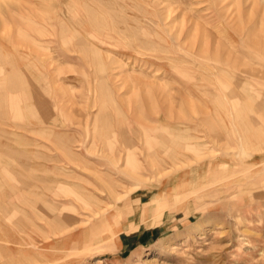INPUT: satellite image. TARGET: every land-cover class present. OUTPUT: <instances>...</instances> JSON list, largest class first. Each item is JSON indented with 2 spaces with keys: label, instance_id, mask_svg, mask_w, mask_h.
Returning a JSON list of instances; mask_svg holds the SVG:
<instances>
[{
  "label": "rangeland",
  "instance_id": "1",
  "mask_svg": "<svg viewBox=\"0 0 264 264\" xmlns=\"http://www.w3.org/2000/svg\"><path fill=\"white\" fill-rule=\"evenodd\" d=\"M118 1L139 16L137 29L118 28L112 9L98 18L110 27L91 25L89 0H0V79L17 74L25 81L2 88L9 104L22 108L0 106V264L6 253L24 260L38 254L27 264L58 254L59 264H264V75L245 73L249 66L264 71V57L249 48L264 49V0ZM190 83L200 93L188 90ZM124 93L131 108L157 112L161 103L182 120L156 132L143 121L139 155L147 153L150 168L136 169L158 217L142 222L160 223L165 214L173 220L158 239L121 254L116 238L127 220H110L115 210L101 208V198L66 184L86 179L61 160L57 135L69 142V131L89 126L93 108L121 106ZM240 144L252 155L241 157ZM59 215L75 219L52 236L44 219ZM76 232L83 234L76 247L42 244Z\"/></svg>",
  "mask_w": 264,
  "mask_h": 264
},
{
  "label": "crops",
  "instance_id": "2",
  "mask_svg": "<svg viewBox=\"0 0 264 264\" xmlns=\"http://www.w3.org/2000/svg\"><path fill=\"white\" fill-rule=\"evenodd\" d=\"M186 88L200 93V89L196 88L192 83L188 87L186 86ZM107 96H109L108 92L104 95V98H107ZM118 96L123 97L125 103H122L121 106L120 103L117 104L118 106L109 104V106H104L106 104H102L100 106L104 107H100L99 109L93 108L91 112L94 113V116H92L89 126L86 128L77 127L69 131V133L67 132L70 141L65 140L64 143L60 141V146L64 154H61V160L70 162V171L76 174V178L78 175H81L86 179L83 185L77 184V182L75 183L72 180L69 183L66 182V184L74 191H77V187L80 186L84 188L81 190V193L91 192L101 198L105 203L101 208L115 210L112 212L110 220H127L123 221V223L121 222L123 229L118 232L119 239L118 237L116 238L118 252L122 254L132 249H140L153 240L158 239L168 229L169 222H166V220H173L165 214L160 219L163 220L160 223L146 225V222H142L148 219L153 220V216L158 217L156 213L155 215L153 213L144 214L145 205L152 202L153 192L148 189L147 182L141 177L140 168L136 169L140 163L145 164L148 169L150 168L149 159L146 157L147 153L144 152V157L139 155V150H142V148L138 143V138L143 136V130L141 129L143 124H145L143 121L148 122L147 129L151 130V128H155L153 131L156 132V130L164 126H167L170 130L177 129L179 127V120L182 119L178 116L175 118L169 116L167 114L168 111L161 103L157 105V112L152 107V109L145 107V110H143V107L139 108L138 104L134 105V108H131L126 103L128 101L126 93ZM97 114L99 115L96 116ZM95 118H97L96 121ZM199 120H202V118H198ZM85 129H88V131ZM58 136L62 138L61 135ZM75 142L76 144L74 145ZM143 143L145 145L144 139ZM68 204L73 209L77 208V205L72 201L68 202ZM119 210L120 212L128 210V214L125 213L124 216L119 218V215H121L119 214ZM74 219V216L65 215L61 217L59 215L44 220L50 225V234L53 236L54 233L52 231L56 230L57 233L55 234L62 232L60 231L63 229L61 225L65 220ZM135 222L139 223L136 230L127 231L125 229ZM39 226L42 227L39 228L40 230H45L42 224H39ZM82 236V233L77 232L69 235L72 238L71 248L77 246L76 241ZM69 237H65V239ZM57 239L60 240L62 238H55L53 244L44 240L42 244L46 245V248L55 247L53 245ZM42 244H39L40 248H43Z\"/></svg>",
  "mask_w": 264,
  "mask_h": 264
},
{
  "label": "bare ground",
  "instance_id": "3",
  "mask_svg": "<svg viewBox=\"0 0 264 264\" xmlns=\"http://www.w3.org/2000/svg\"><path fill=\"white\" fill-rule=\"evenodd\" d=\"M146 1V0H145ZM148 1H152V4L154 5V3H153V0H148ZM155 1V0H154ZM158 1V0H157ZM165 1V0H164ZM164 1H162V2H164ZM84 2V1H83ZM148 3V2H147ZM155 3H156V1H155ZM82 4V3H81ZM149 4V3H148ZM157 4V3H156ZM159 4H161V3H159L158 2V6H159ZM53 4H51V6H52ZM80 5V4H79ZM83 5V4H82ZM132 5V4H131ZM83 6H85V5H83ZM87 6V5H86ZM141 7V6H140ZM155 7V9H157L156 8V6H154ZM153 7V8H154ZM167 7V6H166ZM85 9H86V7H84ZM146 8V7H145ZM164 8V7H163ZM112 9V10H111ZM111 10V12H113V13H117L116 15H119L120 16V19L119 20H115L114 22H115V24H117L116 26L118 27V28H120L121 30H124V32H126L125 31V27H126V29H132V28H135V29H137V27L136 26H134L135 24H136V22H137V19L139 18V16H136V14H134V16L133 15H131V13H133L132 11H130V10H128L127 8H126V6L123 4V3H121V2H119L118 0H107V3H105L103 0H89V9H88V11H89V16H90V21H92V23H91V25H96L98 28H101V29H103V25H105V26H107V27H110L111 26V24H109V22L105 19L104 21H102L101 22V26H99V22L101 21H99V17L100 16H102V15H105V14H102L103 12H107L106 14H108V13H111V12H108V11H110ZM170 10V9H169ZM168 10V11H169ZM161 11V10H160ZM156 12V11H155ZM161 12H164L163 13V17H165L166 18V16H168L166 13V11H161ZM1 13H3V12H1ZM158 13V12H157ZM160 14V13H159ZM165 14H166V16H165ZM170 14V13H169ZM111 16H113V15H111ZM146 16V15H145ZM161 16V15H160ZM99 18V19H98ZM164 18V19H165ZM0 19H1V17H0ZM133 21V23L134 24H131V22ZM140 21H141V19H140ZM0 24H1V22H0ZM123 24H125V27L124 28H122L123 27ZM165 24V23H164ZM128 26V27H127ZM132 26V27H131ZM131 27V28H130ZM172 27V26H171ZM147 28V27H146ZM112 29H114L113 27H112ZM143 30H146V29H144V27H143ZM150 31V30H149ZM20 32V31H19ZM104 34V33H103ZM148 35V34H147ZM95 36V35H94ZM97 36H95V38H96ZM129 37V36H128ZM133 37V36H132ZM82 38V37H81ZM98 38V37H97ZM77 40L79 39L78 37L76 38ZM133 39V38H132ZM82 40H83V38H82ZM102 41H103V39H102ZM148 40H146V42H147ZM74 42V41H73ZM80 42V41H79ZM258 42L259 43H261V42H264V40H263V38H260L259 37V39H258ZM150 43V42H149ZM148 43V44H149ZM130 44V43H129ZM143 44H145V42L143 41V40H140V42H139V46H142ZM129 46V45H128ZM132 48V47H131ZM250 49H251V51L253 52V53H258V54H261L263 57H264V49H259V48H255L254 46H252V45H250V47H249ZM3 49V48H2ZM138 49V48H137ZM139 50V49H138ZM137 50V51H138ZM255 50H256V52H255ZM0 53H1V51H0ZM139 54V53H138ZM108 55V54H107ZM106 55V56H107ZM110 57V56H109ZM112 57V56H111ZM96 59V58H95ZM108 59V58H107ZM110 60H111V58H110ZM109 61V60H108ZM106 62H107V60H106ZM114 62V61H113ZM96 64H98L100 67H101V69L102 70H105V66L103 65V64H105V62L103 61V59L100 57L97 61H96ZM115 65V64H114ZM113 66V65H112ZM111 66V67H112ZM115 66H117V65H115ZM119 67H121V66H119ZM119 67H116V68H119ZM254 68V69H253ZM258 69L259 68H257L256 70H255V67H251V66H249V67H247L246 68V70H245V73H248V74H251V75H253V76H257L256 74H263L264 75V71H258ZM113 70H115V68L113 69L112 68V73H113ZM117 70V69H116ZM115 70V72H114V74L116 75V72L117 71H119V70H117L116 71ZM122 71V70H121ZM119 73V72H118ZM98 74V73H97ZM5 76H6V74H4ZM2 76V77H4V78H2V79H0V106L1 107H6V106H10V107H13V109H15V110H17L18 111V113H20L19 111H21V106H19V105H10L9 104V102H8V97L6 96V93L4 92V89H5V87H11V88H13V89H15L16 87H18V86H24L25 84V81L23 80V77H20V78H18L19 76L17 75V74H14V75H12L11 76V74H10V76ZM108 74H106V76H107ZM111 75V74H110ZM109 75V76H110ZM118 75V74H117ZM108 76V77H109ZM131 76V75H130ZM249 76V75H248ZM261 76V75H260ZM263 77V76H262ZM24 78H25V76H24ZM113 78V77H112ZM25 79H28V78H25ZM115 79V78H114ZM157 79V78H156ZM43 80V79H42ZM110 80H111V77H110ZM111 83V82H110ZM38 85V84H37ZM4 87V89H2ZM32 87V86H31ZM34 87V86H33ZM111 88H114V87H111ZM197 88L199 89V88H201L199 85L197 86ZM31 89V88H30ZM33 89V88H32ZM28 91H32V90H29L28 89ZM112 91V90H111ZM30 94V93H29ZM28 94V95H29ZM32 94H33V92H32ZM36 94H35V98H36ZM37 98H39V97H37ZM36 100V99H35ZM32 101H33V99H32ZM40 101V100H39ZM38 101V102H39ZM159 101V100H158ZM237 101H240L239 99L237 100ZM37 102V101H36ZM158 104H159V102H157ZM163 103V102H162ZM55 104V103H54ZM54 104H53V106H54ZM38 105H40V102H39V104ZM58 105V104H57ZM41 106H43V108L45 107L44 106V103H42L41 104ZM47 106H48V104H47ZM31 107H35V105L34 104H29L28 105V107L27 108H25V109H29V108H31ZM58 107V106H57ZM56 107V108H57ZM158 107V106H157ZM42 109V107H40L39 106V109ZM46 108V107H45ZM59 108V107H58ZM22 110H24V109H22ZM27 110H24V111H27ZM57 110H59V109H57ZM56 110V111H57ZM61 110V109H60ZM157 110H158V108H157ZM44 112V111H43ZM109 112V111H108ZM23 113V112H22ZM22 113H21V115H22ZM106 113V112H105ZM24 114V113H23ZM48 114H50V113H48ZM53 115V114H52ZM101 116V115H100ZM99 116V117H100ZM28 117V116H27ZM210 117H211V115H210ZM29 118H31V116L29 117ZM70 118H71V116H70ZM108 118V117H107ZM207 119V118H206ZM101 120V119H100ZM110 120H111V118H110ZM204 121V120H203ZM212 121V120H211ZM99 122H101V121H99ZM207 122V121H206ZM94 123V122H93ZM102 123V122H101ZM98 126H99V124H98ZM167 127H165V129H166ZM168 129V128H167ZM167 131V130H166ZM98 133V132H97ZM97 133H96V135H97ZM229 133V132H228ZM99 134V133H98ZM65 139V137H62V141L64 142V139ZM67 138V137H66ZM257 146V145H256ZM4 147V146H3ZM257 147H259V146H257ZM0 148H2V146L0 147ZM254 149V148H253ZM3 150V149H2ZM240 151H238L239 152V155L241 156V157H248V156H251L252 155V153H251V151H249V149H248V146L246 147L244 144H240V149H239ZM4 156V155H3ZM122 158V157H121ZM2 159V158H1ZM11 159V158H10ZM12 161H13V159H12ZM21 161V160H20ZM2 162V161H1ZM113 162V161H112ZM14 164H17L18 165V163L16 162V163H14ZM29 164V163H28ZM31 165V164H30ZM31 168V167H30ZM24 169V168H23ZM25 170V169H24ZM32 170V169H31ZM26 171V170H25ZM30 171V170H29ZM32 175V174H31ZM30 175V176H31ZM32 177V176H31ZM29 178V177H28ZM261 179V178H260ZM25 181V180H24ZM27 182V181H26ZM253 183V182H252ZM30 184V183H29ZM30 185H32V184H30ZM251 188V187H250ZM134 198V197H133ZM248 198V197H247ZM247 198H246V200H247ZM243 199V198H242ZM239 201V200H238ZM237 202V201H236ZM156 205V202L154 203H150L149 205L147 204L145 207H144V214L145 215H148V213H151L154 209V206ZM157 206H158V204H157ZM158 209H160V207L158 208ZM132 213V212H131ZM157 213H159V212H157ZM149 220V219H148ZM67 222L69 221V220H66ZM58 224V223H57ZM63 224V223H62ZM67 224V223H66ZM61 225V224H60ZM246 225V224H245ZM131 226V225H130ZM138 225H133V226H131L129 229L130 230H136L138 227H137ZM243 226V225H242ZM247 226V225H246ZM249 226V225H248ZM62 228H65L64 226L62 227ZM59 229H61V228H59ZM94 229V228H93ZM129 229H126L127 231H129ZM61 230H63V229H61ZM60 230V231H61ZM53 232V231H52ZM54 233V232H53ZM86 233V232H85ZM31 238V237H30ZM48 238V237H47ZM76 238V237H75ZM74 238V239H75ZM72 238L71 237H69V238H66V239H64V238H62V239H60V240H58L57 242H55V244L53 245V246H55V248L56 247H59L60 246V248H69V244H68V242H70V244H71V242H72V240H71ZM84 239V238H83ZM86 240V239H85ZM31 242H34V240H33V238H31ZM30 242V243H31ZM0 248H2L1 246H0ZM58 249V248H57ZM1 250V249H0ZM61 250V249H60ZM35 253H39V252H35ZM5 253H0V258H2V257H5V255H4ZM15 253H9V254H7L6 253V255H7V257H6V259H7V262H6V264L8 263V264H27V263H33V261H34V257H36L35 255H38V254H33V257H31L30 259H28V257H27V259L26 260H24V256H21V254L19 255V254H15ZM61 255L60 254H58L57 256L56 255H50V256H46V255H42V258H44V260L43 261H41L40 263H38V264H59V259L61 258L60 257ZM26 257V256H25ZM2 264V263H1Z\"/></svg>",
  "mask_w": 264,
  "mask_h": 264
}]
</instances>
